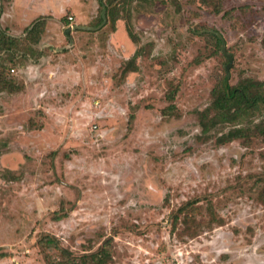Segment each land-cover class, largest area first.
<instances>
[{
  "label": "rangeland",
  "instance_id": "374dc122",
  "mask_svg": "<svg viewBox=\"0 0 264 264\" xmlns=\"http://www.w3.org/2000/svg\"><path fill=\"white\" fill-rule=\"evenodd\" d=\"M220 1L4 2L0 264L104 243L107 264H264V136L224 142L264 99L213 106L225 73L264 82V0Z\"/></svg>",
  "mask_w": 264,
  "mask_h": 264
},
{
  "label": "trees",
  "instance_id": "16d2710c",
  "mask_svg": "<svg viewBox=\"0 0 264 264\" xmlns=\"http://www.w3.org/2000/svg\"><path fill=\"white\" fill-rule=\"evenodd\" d=\"M9 0H0V17L3 12L4 2ZM206 2L214 4L215 11H220L219 3L216 0H204ZM102 5V2L99 1ZM111 14V11H108ZM101 19V15H99ZM34 21L30 27H26V33H30L33 27L36 25ZM215 40L222 45L221 38L216 34L210 33ZM14 38L8 35L4 28L0 24V50L7 48V46L13 45ZM222 54L226 56L228 64L230 63L229 57L225 54L223 46L221 47ZM2 71L5 70L3 64L0 65ZM126 66H124L121 71H124ZM227 71V67L225 68ZM5 83L12 84L13 81L4 78ZM10 89H13L14 86H10ZM264 87V82L254 80V79H241L236 84H230L229 75L225 73L216 83V86L213 90V106L222 112H232L233 117L238 119L249 118V116L254 115L259 111L260 101L264 99L262 94V88ZM174 91L168 93L167 99L171 102L169 109H174L173 107V95ZM254 135H263L264 136V122L256 123L254 128L251 129L250 126L240 125L232 127L226 133V138L224 142L231 141L233 139H241L243 143H249ZM39 243L43 247H50L54 249H61L58 240L54 236L44 235L39 239ZM83 258L80 261V264H107L111 257V253L107 243L99 248L95 252L86 254L82 256ZM44 259L47 264H75L76 262L70 259L67 256V253H60L58 259L52 258L49 254H44Z\"/></svg>",
  "mask_w": 264,
  "mask_h": 264
},
{
  "label": "water",
  "instance_id": "95a60500",
  "mask_svg": "<svg viewBox=\"0 0 264 264\" xmlns=\"http://www.w3.org/2000/svg\"><path fill=\"white\" fill-rule=\"evenodd\" d=\"M102 17H103V20H102V22H101V24H103V22H104V14L102 13ZM100 24V25H101ZM77 28H80V29H95V28H97V26L96 27H90V26H83V25H79V26H77ZM66 32H69V30L67 29L66 30ZM219 36V35H218ZM220 37V36H219ZM221 38V37H220ZM222 46H224V42H223V40H222Z\"/></svg>",
  "mask_w": 264,
  "mask_h": 264
},
{
  "label": "built area",
  "instance_id": "2783aa9c",
  "mask_svg": "<svg viewBox=\"0 0 264 264\" xmlns=\"http://www.w3.org/2000/svg\"><path fill=\"white\" fill-rule=\"evenodd\" d=\"M69 19L71 18V16L68 17Z\"/></svg>",
  "mask_w": 264,
  "mask_h": 264
},
{
  "label": "crops",
  "instance_id": "0c3cea01",
  "mask_svg": "<svg viewBox=\"0 0 264 264\" xmlns=\"http://www.w3.org/2000/svg\"><path fill=\"white\" fill-rule=\"evenodd\" d=\"M96 27V26H95ZM78 29H80V28H78ZM96 29V28H95ZM88 30V29H87Z\"/></svg>",
  "mask_w": 264,
  "mask_h": 264
}]
</instances>
